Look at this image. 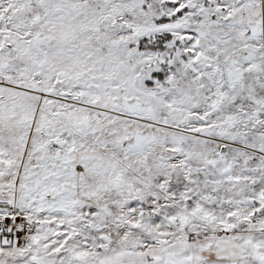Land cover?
Returning <instances> with one entry per match:
<instances>
[{
	"label": "snow or ice",
	"instance_id": "obj_1",
	"mask_svg": "<svg viewBox=\"0 0 264 264\" xmlns=\"http://www.w3.org/2000/svg\"><path fill=\"white\" fill-rule=\"evenodd\" d=\"M0 264H264V0H0Z\"/></svg>",
	"mask_w": 264,
	"mask_h": 264
}]
</instances>
